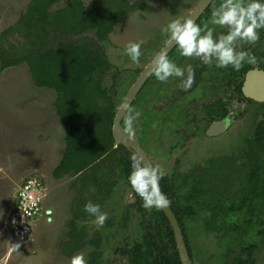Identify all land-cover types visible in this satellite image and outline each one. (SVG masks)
Returning a JSON list of instances; mask_svg holds the SVG:
<instances>
[{"label":"rangeland","instance_id":"1","mask_svg":"<svg viewBox=\"0 0 264 264\" xmlns=\"http://www.w3.org/2000/svg\"><path fill=\"white\" fill-rule=\"evenodd\" d=\"M28 1L0 0V32L14 24L21 11L27 8ZM67 1L59 0L50 9ZM130 1L138 2L143 7L127 12L113 26L106 39L101 41L110 63L102 77V84L111 95L114 110L138 70L169 34L162 29L172 19H182L197 0ZM83 2L89 6L92 0ZM260 30L264 32V29ZM80 35L92 37L95 33L91 29ZM156 37L159 38V45L153 41ZM259 37L264 45V36L261 37L259 33ZM21 39L18 30L13 28L2 41L6 45L9 42L18 44ZM129 41L141 43L142 55L138 64L133 63L125 53ZM55 95L53 88L34 83L26 62L0 67V264H68L70 257L76 253H83L87 261L91 251L97 252L100 264H125L126 259L120 249L125 247L126 240L130 243L141 233L140 210L131 203L134 196L126 180L116 172L111 173L110 177H117L118 180L109 187L100 206L108 214L104 226L97 229L93 216L71 220V204L79 193L80 182L75 175H52V169L61 158L65 145L64 126L55 112ZM141 99L132 104L133 115L136 111L143 112L144 105L154 103L153 98L152 101L149 99V94L146 99ZM138 104L141 107L136 110ZM232 110L235 113L233 122L215 138L191 132L185 137L186 140H182L181 134H185V129L181 126L180 118H176L178 121L174 125L169 122L166 126L155 128L154 124H148L146 134L141 139L153 165L161 166L179 184L187 172L205 168L209 158L227 157L232 162L233 157L246 147L245 140L252 136L264 107L247 101H235L233 98ZM139 121L140 116L134 121V137H138L141 132V128L137 127ZM244 169L247 170V167ZM31 172L46 178L47 194L43 205L51 209L50 218L40 216L23 249L5 261L4 219L19 183ZM216 173L211 177V180H215L210 185L209 198L215 197L220 189L227 202L230 195L223 190L225 185L216 184V181L227 179L222 175L219 180ZM230 179L237 181V177L231 176ZM261 218L260 223H253L246 233L239 235H222L219 230L206 229L204 215L186 220L194 264H224L240 254V248L249 242L255 243L253 264H264V214ZM70 222L81 230L82 244L71 253H66L61 242L67 237ZM94 238L98 240L97 245L92 243Z\"/></svg>","mask_w":264,"mask_h":264},{"label":"trees","instance_id":"2","mask_svg":"<svg viewBox=\"0 0 264 264\" xmlns=\"http://www.w3.org/2000/svg\"><path fill=\"white\" fill-rule=\"evenodd\" d=\"M57 1L29 0L14 24L1 30L0 67L26 62L37 86L55 90V112L64 126L65 145L52 175H75L80 182L79 193L71 204V220L90 216L83 210L88 201L101 206L109 187L118 180L110 177L111 173L118 172L134 196L132 205L141 213V233L130 243L126 240L125 247L120 249L125 264H181L172 228L162 209L146 210L128 181L131 159L122 151V144L114 146L111 123L115 105L102 84L110 63L101 41L127 12L143 5L130 0H92L86 6L83 0H68L50 9ZM13 28L22 39L18 44L6 45L2 40ZM91 29L94 36L80 35ZM236 90L241 94L239 83ZM245 143L246 147L233 157V163L227 157L209 158L205 168L187 172L179 184L167 174L160 181L191 257L186 220L204 215L205 228L219 230L222 235L246 233L253 223L262 221L264 116L255 123L253 134ZM213 173L219 180L222 175L227 179L216 184L225 185L223 190L229 193V201L225 202L220 189L209 198L210 185L215 180H211ZM231 176L237 177V181L231 180ZM92 243L97 245L98 240L94 238ZM81 244V230L70 222L61 247L71 253ZM254 248V242L243 245L240 254L224 264H253ZM87 264H100L96 251L90 252Z\"/></svg>","mask_w":264,"mask_h":264},{"label":"clouds","instance_id":"3","mask_svg":"<svg viewBox=\"0 0 264 264\" xmlns=\"http://www.w3.org/2000/svg\"><path fill=\"white\" fill-rule=\"evenodd\" d=\"M211 22L227 29L214 37V30L205 24L202 28L193 19H172L162 31L170 34V40L178 45L182 56L199 58L203 64L227 68L231 66L239 71L247 62L255 65L257 57L249 51H237L238 41L255 44L259 40V31L264 29V2L261 0H222V3L211 12ZM125 53L133 63H139L141 43L129 41L125 46ZM152 71L155 77L166 82L170 77L181 78V87L188 90L195 83V72L189 64L186 68L178 67L170 61L166 53H161L153 61ZM185 73L187 76L185 78ZM125 117L126 131L134 134V121L140 116L129 108ZM131 172L128 181L134 192L142 199L146 210L165 209L171 201L160 188V181L167 174L159 166L145 163L143 155L133 154L131 157ZM85 212L93 216L97 229L102 228L108 219V214L101 210L99 204L88 201L84 205ZM16 248L18 244L14 245ZM68 264H87L83 253H76L70 257Z\"/></svg>","mask_w":264,"mask_h":264},{"label":"flooded vegetation","instance_id":"4","mask_svg":"<svg viewBox=\"0 0 264 264\" xmlns=\"http://www.w3.org/2000/svg\"><path fill=\"white\" fill-rule=\"evenodd\" d=\"M198 1L199 0L193 4L182 19H186L189 12ZM261 2H264V0H261ZM221 3L222 0H210L199 15L194 19V21L202 28L205 24H207L208 28L213 29L214 37H218L222 33L226 34L227 32L226 28L223 29L224 27L214 25L211 22L212 10L215 7H218ZM170 6L173 7L172 4ZM259 33L261 37L264 36L263 31L259 30ZM169 38L170 34L165 37L164 41H162V44L160 45L159 38L153 40L155 44L159 46L149 60L157 54ZM260 44H262L260 39L255 44H249L243 41L237 42V51H249L252 55L257 57L258 62L255 65H250L245 62L241 69L236 71L231 66L227 68H218L216 67L215 61L212 65H205L199 58L184 57L181 55L178 45L174 43L166 52L167 57L170 61L174 62L181 68H186V66L190 64L195 72V83L190 89L184 90L181 87V78L173 76L166 82H161L155 77L153 71H151L149 76L136 92L122 116L121 124L123 129L127 134H129L125 127V117L128 115L127 110L131 108L132 104L136 103L137 99L140 100L142 97L143 99H146L149 94V99L152 101L153 98L154 103L150 102V104L144 105V110L140 113L141 121L138 122L137 127L141 128V132L138 133V137H134L132 134H129L137 142H139L145 150L146 148L141 138L146 134L148 126L150 124H154V127L157 128L158 126H166L169 122L174 125V123L178 121L176 118L181 119V126L185 129V134H181L182 140H186L187 136H189L191 132L196 135L202 133L207 138H215L219 136L225 131L228 125L233 122L235 115L232 110L233 98L235 101H247L250 104L256 103L257 105L264 107V100H258L254 97L245 95L243 91L246 73L250 69L254 68L264 70V45ZM144 65L138 70L136 77ZM186 76L187 73H185V78ZM238 83L241 94H238L236 90ZM130 85L124 92L120 103ZM143 88L144 90L142 91ZM178 104L179 106H177ZM140 105L141 104H138L136 110L141 107ZM263 116L264 110H262L260 118ZM222 121L223 123H221ZM211 124H213L212 129H209ZM208 129L210 132H208ZM115 145L118 144H115L114 142V146ZM122 151L129 157L136 154L135 152L130 151L125 145H123Z\"/></svg>","mask_w":264,"mask_h":264},{"label":"water","instance_id":"5","mask_svg":"<svg viewBox=\"0 0 264 264\" xmlns=\"http://www.w3.org/2000/svg\"><path fill=\"white\" fill-rule=\"evenodd\" d=\"M209 1L210 0H199L192 8V10L189 12L186 19L191 18L194 20ZM174 43L175 42L171 41L169 38L167 42L164 44V46L157 52V54L144 65V67L139 72L138 76L135 78V80L132 82L129 89L127 90L124 98L122 99L112 119L111 133L115 144H119V143L123 144L130 151L135 152L138 155H143L144 162L145 163L150 162L152 165L153 162L150 156L148 155L147 151L144 149V147L139 142H137L131 135L125 132L121 124V119L128 105L130 104L131 100L135 96L136 92L143 84L145 79L151 73L152 64L155 58H157L158 55H160L161 53H166ZM243 91L245 95L254 97L258 100H264V70L263 69L254 68V69H250L246 73V79L244 81ZM221 123H223V121ZM212 125L213 124L210 125L209 129H212ZM209 129L208 132H210ZM162 211L167 217L168 222L172 228V232L181 264H194V261L189 254L187 244L182 232V228L180 226V223L177 219L175 212L173 211L170 205L167 208L162 209Z\"/></svg>","mask_w":264,"mask_h":264},{"label":"built area","instance_id":"6","mask_svg":"<svg viewBox=\"0 0 264 264\" xmlns=\"http://www.w3.org/2000/svg\"><path fill=\"white\" fill-rule=\"evenodd\" d=\"M46 194L47 183L42 174L28 173L19 183L3 224L6 235L5 261L10 255L23 249L40 216L50 218L51 209L43 205ZM16 244L19 245L18 248L14 246Z\"/></svg>","mask_w":264,"mask_h":264}]
</instances>
